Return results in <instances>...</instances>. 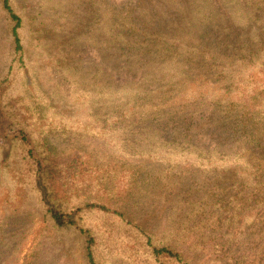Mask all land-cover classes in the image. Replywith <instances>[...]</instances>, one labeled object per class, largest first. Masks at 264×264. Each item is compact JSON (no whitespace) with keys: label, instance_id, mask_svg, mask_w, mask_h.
Here are the masks:
<instances>
[{"label":"rangeland","instance_id":"rangeland-1","mask_svg":"<svg viewBox=\"0 0 264 264\" xmlns=\"http://www.w3.org/2000/svg\"><path fill=\"white\" fill-rule=\"evenodd\" d=\"M13 3L25 65L8 93L31 118L28 148L38 136L66 168L65 190L110 206L187 264H264V89L254 126L231 130L225 104L245 111L227 88L264 69V0ZM125 16L124 39H112L109 20ZM17 130L0 125L2 159ZM2 166L0 264H88L79 234L43 217L35 177L13 182ZM113 234L96 264H153Z\"/></svg>","mask_w":264,"mask_h":264},{"label":"trees","instance_id":"trees-1","mask_svg":"<svg viewBox=\"0 0 264 264\" xmlns=\"http://www.w3.org/2000/svg\"><path fill=\"white\" fill-rule=\"evenodd\" d=\"M166 1L168 0H160V2ZM206 21V29L210 30V34L213 35L218 45L222 44L223 42L220 41L222 24L216 20H210L208 17L204 18V22ZM109 23L111 28L116 27L120 30L111 33L112 39L118 37L124 39L121 30L126 23L132 24L130 17L127 18V16L120 19V24L116 20H109ZM23 28L24 18L18 12L13 0H0V32H3L0 34V125L5 122H8V126L14 123L18 129L17 134H14L9 140L10 150L5 159H2L4 158L3 148L0 142V159L3 164L1 168H4V172L13 182H16V177H20L22 173L30 178L33 177V181L35 177L36 181L34 182L38 186L36 199L42 208L43 217L54 227L61 229L69 227L70 230L79 234L88 264H96L95 255L105 249L101 242L108 240V237L116 240L113 237L115 231L120 236L122 235V240H125V250L129 256L149 259L153 264L156 262L187 264L176 251L152 243L151 237L140 227L126 225L130 223H124L123 219L114 218L113 216H121V214L110 206L92 201L83 202L74 194L71 195L66 191L63 182L67 178V172L64 171L66 168H62L61 164L52 158L50 150L38 136H32V148H28L27 133L31 135L33 132L31 118L26 114L27 110L24 105L8 93L15 71L25 65ZM130 28L135 29L133 25ZM37 31L40 33L42 30L37 29ZM237 75V80L230 83L231 86L227 88V91L232 88L236 89L237 94L234 95H237V98L234 103L236 101L237 105H241L240 107L246 112L234 111L231 106L229 107L232 103L231 100L225 103L228 116L234 120V123L230 125L231 130L254 126L255 121H253L251 113L252 111L256 113L259 110L261 102L257 96L264 89V79L259 78V76L264 77V69L248 74L245 79L243 75L239 73ZM241 81L242 83L236 87L235 83ZM245 82L246 85L243 87ZM221 91H225V88ZM213 92L214 90L208 96H211ZM256 114L260 115V113ZM258 156V161H261V164L260 162L257 164L264 166V154L261 153ZM256 172L262 173L261 183L264 182V168L258 166Z\"/></svg>","mask_w":264,"mask_h":264}]
</instances>
